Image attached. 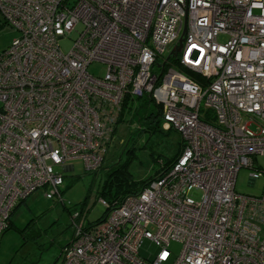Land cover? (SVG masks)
<instances>
[{
	"label": "built area",
	"instance_id": "built-area-1",
	"mask_svg": "<svg viewBox=\"0 0 264 264\" xmlns=\"http://www.w3.org/2000/svg\"><path fill=\"white\" fill-rule=\"evenodd\" d=\"M0 12L19 32L0 52V236L33 192L62 200L57 168L99 170L123 102L148 97L178 155L138 193L100 197V222L74 212L60 264H264V0H0ZM242 168L259 190L235 191Z\"/></svg>",
	"mask_w": 264,
	"mask_h": 264
},
{
	"label": "rangeland",
	"instance_id": "rangeland-1",
	"mask_svg": "<svg viewBox=\"0 0 264 264\" xmlns=\"http://www.w3.org/2000/svg\"><path fill=\"white\" fill-rule=\"evenodd\" d=\"M78 25L76 30L79 31ZM17 29L4 21L0 12V52L17 38ZM77 32L61 38L58 45L63 53H68ZM88 73L103 77L106 65L92 62ZM142 115V114H141ZM140 124L138 126H133ZM155 127V126H153ZM180 148V135L174 129H164L161 121L156 128H148L137 116L123 114V120L116 126L115 136L107 150L102 167L96 172L87 171L81 159L67 162L73 170L63 171L64 183L61 199H48L39 189L21 202L10 217L11 225L0 237V264H60L62 247L73 236L71 214L82 208L88 210L86 221L93 222L103 216L104 207L99 202L97 189L104 179V171L114 164L125 167L129 179L139 181L160 169L169 159L175 157ZM257 164L264 168V156H258ZM249 170L242 168L236 178L235 191L254 193L259 190L260 180L255 187L248 185ZM198 197L197 192L191 194ZM181 249L177 242H171L170 250L175 257ZM157 248L144 240L140 248L143 256L154 255Z\"/></svg>",
	"mask_w": 264,
	"mask_h": 264
},
{
	"label": "trees",
	"instance_id": "trees-1",
	"mask_svg": "<svg viewBox=\"0 0 264 264\" xmlns=\"http://www.w3.org/2000/svg\"><path fill=\"white\" fill-rule=\"evenodd\" d=\"M173 63H175V62H173ZM124 113L130 114L131 118H134L135 116H137L138 121L139 120L145 121L146 124L148 125V128H152V129H155L156 124L161 121L160 120V108H159V106L154 104V102L148 97H143V98L134 99V100L133 99L132 100L126 99L123 102L122 109L120 112V117L118 119L117 124L123 120V114ZM117 124H116V126H117ZM116 126H115L114 133H113L114 136H115ZM133 126H138L140 128V126H142V125L135 124ZM153 126H155V127H153ZM177 155H178V153L175 155V157ZM175 157L169 159L160 169L155 171L153 175L151 174V175L147 176L146 178L139 180V181L130 180L129 176H128L129 173L126 171L125 167H123V165L118 166V165L114 164L112 167L107 168L104 171L103 182L101 183V185L97 189L98 198L101 197L105 201H107L109 203H113V202H118L119 200L124 198L126 195L138 193L142 187L146 186L152 179L158 177L161 174V172H163L167 167H169V165L174 161ZM101 167H102V165H101ZM97 171H94L93 173H96ZM26 198L21 199L17 203L15 208L21 202H23ZM60 201H62V200H60ZM15 208H14V210H15ZM14 210L12 211L11 215L13 214ZM87 212H88V210H87ZM105 213H106V211L103 212V216L101 218H98L97 220H95L91 223L100 222L101 219H103ZM10 225H11V220L9 218L8 227L4 231H6L10 227ZM3 232H2V234H3Z\"/></svg>",
	"mask_w": 264,
	"mask_h": 264
},
{
	"label": "water",
	"instance_id": "water-1",
	"mask_svg": "<svg viewBox=\"0 0 264 264\" xmlns=\"http://www.w3.org/2000/svg\"><path fill=\"white\" fill-rule=\"evenodd\" d=\"M184 33H185V28L183 29V31H182L179 39H178L177 45L169 52V54L167 55L166 59H169L170 57H174L176 55V53L179 51V49L181 48V44L183 42ZM67 167H69V169L71 170V166L70 165L67 166Z\"/></svg>",
	"mask_w": 264,
	"mask_h": 264
}]
</instances>
